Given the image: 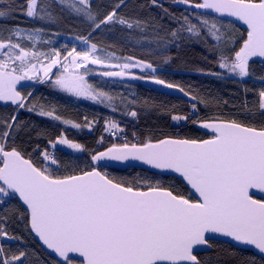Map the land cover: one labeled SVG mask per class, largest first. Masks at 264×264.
Listing matches in <instances>:
<instances>
[{"label":"snow or ice","instance_id":"6c2138e0","mask_svg":"<svg viewBox=\"0 0 264 264\" xmlns=\"http://www.w3.org/2000/svg\"><path fill=\"white\" fill-rule=\"evenodd\" d=\"M171 2L185 6L179 16L164 8L160 0H150L175 28L155 18L122 15L127 0H116L110 11H101L104 6H94L93 0H24L19 4L0 0V20L14 19L18 12L33 22L32 27L0 26V101L10 102L16 113L0 116V264H30L27 249L4 247L5 241L23 243V238L7 227L12 217L4 209L11 201L22 207L16 218L25 222L26 231L53 257L52 264H215L212 258L201 259V253L214 248L218 237L256 250L240 264H264V88L258 90L254 104L247 100L251 89H244L241 111L248 113L249 120L258 117L257 123L219 116L194 119L198 105L207 106L212 101L198 99L190 89L155 75L158 68L153 61L117 56L92 40L98 32L119 28L127 32L129 42L135 40L149 48L155 45L157 51L179 47L181 41L200 43L220 70H200V74L244 81L253 76L255 58L264 65V0ZM65 14L89 29L88 35L75 37L84 45L82 50L75 44L48 50L50 41L43 39L46 26L58 25ZM234 21L245 26L243 31ZM149 31L152 39L142 43ZM163 62L170 63L171 57H164ZM92 66L99 67L95 74L100 77L150 80L177 89L193 101L191 114H172L171 120L199 124L212 135L207 139L165 136L130 142L119 122L106 119L104 131L117 140L123 137L124 142L92 152L86 168L65 165L39 144L33 148L42 158L37 164L30 153L17 146V139L34 134L39 140L46 136V130L21 122L19 110L77 129H91L98 121L85 117L81 125L63 119L54 106L33 104L32 93L22 94L17 85L36 81L73 97L106 107L114 105L115 95L87 79L94 73ZM259 81L264 84V75ZM119 100L127 108L125 115L137 119L136 101L122 96ZM48 143L87 151L63 135ZM98 144H104L103 136ZM129 159L176 174L190 190L185 195L175 183L166 186L147 177L118 180L97 166ZM61 168L64 174H60Z\"/></svg>","mask_w":264,"mask_h":264},{"label":"trees","instance_id":"16d2710c","mask_svg":"<svg viewBox=\"0 0 264 264\" xmlns=\"http://www.w3.org/2000/svg\"><path fill=\"white\" fill-rule=\"evenodd\" d=\"M24 0H16V3H23ZM116 0H93V4L104 6L101 11H110L111 6ZM164 8L179 16L185 9L184 5H175L171 0H160ZM128 6L121 10L122 15L128 17H139L141 20L155 18L169 28H175L176 25L164 17V13L160 7L151 5L150 0H127ZM163 17V19H161ZM20 25L22 27H32L33 22L24 16L18 14L14 19L0 20V26L10 27ZM237 27V26H236ZM238 28V27H237ZM239 29V28H238ZM240 31H243L239 29ZM89 29L86 24L81 23L79 19L67 14L63 15L61 22L58 25L46 26V34L43 39L50 41L48 50L57 48L63 50L64 45L69 48L76 45L77 49L81 43L75 39L77 35H88ZM127 32H121L119 28L109 32L104 30L94 34L93 42L98 43V47H104L115 51L117 56H134L145 60L153 61L154 66L158 68L155 75L165 79L167 82L180 84L186 90H191L193 95L198 99L205 98L212 103L205 106L198 105V115L194 119H202L205 117L219 116L223 119L236 118L245 123H257L258 117L249 120L248 113L241 111L242 101L245 99L244 89H251L247 92V100L249 104H254L257 99V92L264 88V84L259 81V77L264 75V65L259 63L252 64L253 76L244 81L236 79H217L211 75H202L200 70L220 71L213 60V57L206 51L205 47L200 43L181 41L179 47L171 46L166 51H157L156 46L141 47L135 40L129 42L125 37ZM139 39V37H138ZM152 33L149 31L142 43L150 41ZM164 57H171V62L165 64ZM207 57V60L204 59ZM89 81L103 86V90L117 97L114 105L106 107L102 104L88 105L82 104L68 98L58 90H53L48 84L35 83L21 88L22 94L32 93V103L46 106H54L58 114L63 119L71 120L73 123L84 124V118H92L90 113L101 114L103 116L112 117L123 123L129 124L133 129H128L129 137L138 138V142L144 141L148 137L153 139L164 138L169 136L172 138H193L207 139L210 137L207 133L198 129L197 124H192L190 121L180 126H173L171 120L172 114H191V104L193 101H188L182 98H176L159 93L150 88L146 83L133 80L122 79H107L98 75L89 76ZM125 97L127 100H135L133 105L138 110V118L133 119L125 115L127 110L124 104L120 103L119 97ZM228 101L224 104L223 101ZM116 107V111L112 110ZM15 106L10 103H0V116H9L16 114ZM18 119L21 122H27L29 125H35L37 129L46 130V136L39 140L35 135L29 138L26 135H21L17 139V146L31 154L32 159L37 164H40L41 157H38L33 148L39 144L40 149L47 148L55 156H57L65 165L69 167L86 168L91 163V153L94 151H103L111 143L116 142L109 140L103 134L102 123L98 126H93L91 129L81 127L79 129L68 127L62 123L51 121L46 118H41L34 113H29L26 110H19ZM90 131V132H87ZM133 132L136 136L133 137ZM61 135L75 142L81 143L87 149L82 155H73L60 148H52L48 143L49 140L55 141ZM104 137V144H98L100 137ZM120 143V142H116ZM60 174H64V168L59 170ZM110 177L116 179H124L134 181L138 178L159 179L166 186L175 183L179 191L185 195L188 189L178 179L172 177H162L151 174L145 171L131 169L127 171L110 170ZM12 218L8 222V230L17 236L23 238V243L30 245L36 249L39 255L51 262L52 258L47 256L37 245L32 235H30L25 227L24 221L16 217L23 211L22 207L16 202L11 201L10 205L4 209ZM15 213V215H13ZM3 215V211H0ZM17 243L18 241H13ZM10 241L4 242V247L7 250ZM216 246L207 253L201 254V259L207 260L212 258L215 264H240L245 259L252 258L255 254L249 251L241 250L229 243L215 242ZM256 259H259L256 256Z\"/></svg>","mask_w":264,"mask_h":264},{"label":"water","instance_id":"95a60500","mask_svg":"<svg viewBox=\"0 0 264 264\" xmlns=\"http://www.w3.org/2000/svg\"><path fill=\"white\" fill-rule=\"evenodd\" d=\"M210 15L211 16H216L215 13H211ZM225 19H231V18H225ZM234 23L241 30H243L244 27H245V26L241 25L239 22H235L234 21ZM255 59L257 61L256 63L261 64L259 62V58H255ZM148 85L153 90H155V91H157L159 93L165 94L167 96L176 97V98H182V99H185V100H188V101H192L189 97H186L183 93H181L177 89H167V88H165V87H163L161 85H157V84H155L153 82H150ZM197 127H198L199 130H201V131L209 134L210 136L212 135V133H211L210 130L203 129L202 127L199 126V124L197 125ZM97 166L99 167V169L104 168V169L115 170V171H127V170H130V169H139V170H142V171H145V172H149V173H153V174H157V175H161V176H165V177L176 178L179 181H181V178H179L174 173H171V172H161L160 170H156V169L151 168L149 165H146V164H144L141 161H136V160H132V159H129L127 161H120V162L104 161V162H100V164H98ZM184 185L186 186V188L188 190H190L186 184H184ZM193 195H194V198H195V194H193ZM33 238H34L35 242L37 243V245L41 248V250L47 256H49L48 253H47V251L42 247L41 243L38 241V238H36L34 236H33ZM215 242L231 243L234 247H236L238 249L245 250V251H249V252H252L253 254L256 253V250L253 249V248H251V247L237 246L234 242H232L230 240V238L218 237ZM209 251H211V249H205V250H203L202 253H207ZM49 257L53 259V257H51V256H49Z\"/></svg>","mask_w":264,"mask_h":264},{"label":"rangeland","instance_id":"374dc122","mask_svg":"<svg viewBox=\"0 0 264 264\" xmlns=\"http://www.w3.org/2000/svg\"><path fill=\"white\" fill-rule=\"evenodd\" d=\"M84 48V45H80L79 47V50H82ZM93 69H94V73L91 74V76H94V75H97L95 73H98L99 72V67L98 66H92ZM133 71H137L138 70H133ZM156 74V73H155ZM99 76V75H98ZM88 79V77H87ZM107 79H111V78H107ZM115 79H120V78H115ZM130 80V79H128ZM133 81H142V80H133ZM37 83L36 81H21L20 84L17 85V88L18 90H20V88L22 86H27V85H32V84H35ZM62 94L68 98H71L73 99L74 101L78 102V103H82V104H88V105H96L97 103H94L90 100H87V99H84V98H77V97H73L71 96L70 94H67V93H63ZM0 103H10V102H3V101H0ZM186 122H174L173 121V126H180L182 124H185ZM68 127H72L71 125H66ZM87 132H90L87 130ZM105 135V134H104ZM109 136H111L110 134H108ZM114 140H116V137L114 136H111ZM54 149L55 148H60V149H63L65 150L66 152L68 153H71L73 155H82L83 152H75L71 149H68L66 146H61V145H57L56 147H53ZM7 248H11L12 251H16L17 248H20V249H27V251L30 253V256H29V261H30V264H51V262L47 261L46 259L42 258L39 253L36 251V249H34V247L30 246V245H26L24 243H16L14 245L12 244H9V246Z\"/></svg>","mask_w":264,"mask_h":264}]
</instances>
